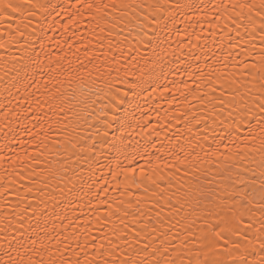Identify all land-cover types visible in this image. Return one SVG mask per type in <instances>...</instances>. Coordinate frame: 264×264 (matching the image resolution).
Masks as SVG:
<instances>
[{
  "label": "bare ground",
  "instance_id": "1",
  "mask_svg": "<svg viewBox=\"0 0 264 264\" xmlns=\"http://www.w3.org/2000/svg\"><path fill=\"white\" fill-rule=\"evenodd\" d=\"M54 2L67 6L66 10L60 15H47L46 19L38 13L31 18L30 24L28 21L21 22L19 18L6 20L0 17V226L5 216L15 220V212L46 199L44 194L56 187L57 181L64 175L62 164L69 169L68 177H73L75 170L82 179H73L75 191L67 196L64 206L57 211L66 212L75 224H83L85 219L91 221L93 234L98 235L95 217L105 216L108 204L115 208L121 201L124 202L121 207L131 203L129 212H135L139 207L152 217L151 223H156V212L160 208L154 202L160 199L161 193L166 200L182 185L216 181L221 171L237 163L236 159L225 157L234 156L238 146L243 148L242 141L248 135L247 126L240 125L237 131V126L227 118V111L217 118L208 97L203 100L200 97L205 93L217 97L221 95L219 85H213L216 91L212 93L206 79L212 68H222L225 57L228 67L224 71L227 72L237 71L242 62L258 63L264 48V41L261 40L264 33L260 32L264 15H257L255 9L250 13L247 7L241 9L233 5L258 4L259 0H181V3H191L194 7L179 9L174 22L171 19L168 21V29L161 33V38L167 42L163 51L158 50V59L152 56L150 50L146 52L151 59L157 60L156 64L145 65L141 61L145 68L142 79L146 83H143V91L134 101V105L139 107L125 106L129 126L123 133L116 125L108 129L107 142L103 146L96 145L87 163L83 160L77 162L75 157L68 159L70 152H78L79 148L65 151L61 123L66 122L65 113L53 114L58 112V107L49 111V103L55 106L61 103L58 98L49 101V97L61 94L70 97L73 92L79 97V77L86 78L93 64L100 63L95 57L103 59L107 52L111 58L112 55L118 56L119 52H109L108 33L100 32L94 22L90 23L91 17L79 9V5L72 7L75 0ZM101 2L110 3L111 0ZM135 2L163 3L170 9L174 6V0ZM205 4L207 8L203 7ZM25 24H28L27 28ZM101 27H105L103 22ZM32 29L43 37L42 41L30 35ZM110 39L115 41L119 38L113 35ZM101 43L104 47L100 46ZM249 51L250 56L244 54ZM141 52L145 54L144 49ZM36 53L40 54L39 59L43 62V72H33L30 67L26 78L23 72L17 77L16 70L28 64V57L35 59ZM90 59L92 63H89ZM50 69L57 70L52 72ZM135 71L139 74V68ZM202 74L205 80L199 78ZM13 84H17L19 92ZM121 87L126 90V86ZM37 100L41 107H37ZM219 107L217 105V112ZM67 109L65 103V111ZM99 118L97 112L96 119ZM90 123H96V120L90 119ZM77 131L79 137L87 138L94 129L82 124ZM57 142H61L59 147ZM113 142L115 148L111 146ZM81 143L91 141L85 139ZM255 143L259 146L258 140ZM243 163L259 174L255 163ZM42 169L45 171L42 172ZM52 173L56 175V180L51 181V187H46L45 177ZM113 173L118 175L114 178ZM133 177L135 183L132 182ZM72 186L66 179L59 184V187H65V193ZM103 200H107L108 204L101 203ZM48 209L51 210V202ZM206 209H211L213 214L209 215ZM169 212L170 209L164 207L161 217L167 220ZM217 212L220 216L215 214ZM238 215L239 209L231 213L227 205L217 207L204 202L196 211L186 207L171 217L172 232L180 233L179 239L173 243L178 244L184 239L185 228L189 225L192 235L188 239L194 241L209 225L215 226L224 221L235 223ZM182 217L186 219L177 224ZM260 218L259 211L252 215L251 223L255 227L248 232V236L254 243ZM111 220L119 224L116 216ZM249 222V214L245 213L241 227L245 228ZM56 223L67 221L57 220ZM197 243H190L189 247L195 250ZM256 246L259 247L258 243ZM12 254L15 256V253Z\"/></svg>",
  "mask_w": 264,
  "mask_h": 264
},
{
  "label": "snow or ice",
  "instance_id": "2",
  "mask_svg": "<svg viewBox=\"0 0 264 264\" xmlns=\"http://www.w3.org/2000/svg\"><path fill=\"white\" fill-rule=\"evenodd\" d=\"M76 5L91 17L89 22H94L100 32L108 33L109 52H119L118 56L112 55L111 58L107 52L103 59L95 57L100 63L93 64L92 69L87 71L86 78L79 77L81 81L79 97L75 92L70 97L64 94L59 97H49V101L57 98L61 101L58 106L49 103V111L58 107V112L53 114L65 113L66 122H61L62 133L65 136L62 142L65 151L79 148L78 152H70L68 159L75 157L77 162L83 160L87 163L89 155L95 152L96 145L103 146L107 142L108 129L116 125L123 133L129 126L125 106L134 105L135 99L143 91V83H146L142 79L145 68L141 61L145 65L156 64L157 60L151 59L146 52L150 50L152 56L158 59V50L163 51V45L167 42L166 39L161 38V33L168 29V21L171 19L174 22L176 11L179 9H191L194 5L174 0V6L170 9L163 3L144 4L136 3L135 0L129 2L121 0L120 3L116 0H111L110 3H103L101 0H75L72 7ZM207 6L203 5L205 8ZM66 7L55 3L54 0H0V17L6 20L19 18L21 22L28 21L30 24L31 18L36 17L38 13L46 19L47 15H60ZM195 7L199 8L200 5ZM233 7L241 9L247 7L250 13L255 9L257 15H264V0H259L258 4H239ZM57 9L60 11L58 12ZM165 13L169 15L166 16ZM69 19L71 20L72 17ZM101 22L105 27H101ZM28 24H25L26 28ZM260 32L264 33V23L260 26ZM30 35L41 41L43 39L36 29H32ZM113 35L119 39L115 41L110 39ZM261 40L264 41V35L261 36ZM40 46L43 48L42 42ZM100 46L104 47L103 43ZM230 46L235 47V45ZM141 49L145 50V54H142ZM244 54L250 56L251 52ZM39 55L36 53L35 59L28 57V64L16 70L17 77L23 72L26 78L30 67L33 72H43V62L39 59ZM89 63H92L91 59ZM227 67V57H225L222 68H212L207 74V86L214 93L216 88L213 85L218 84L222 89L221 95L217 97L205 93L200 99L208 97L213 114L217 118L227 111V118L237 126V131L240 125H246L248 135L242 141L243 148L238 146L234 156L225 157V159H236L237 163L221 171L218 180L182 185L177 193L168 196L166 200L161 193L160 199L154 202V205L160 208V211L156 212V223H151L152 217L141 211L139 207L135 212H129L131 203L127 207H121L124 204L121 201L113 208L112 204L103 200L101 203L108 204L106 215L95 217V225H98L95 231L99 234L94 235L93 228L90 227L91 221L85 219L83 224H75L66 212L62 214L57 211L64 206L67 196L74 193L73 179H82L75 170L73 177H68L69 169L62 164L61 170L64 175L60 181H57L56 187H52L50 192L44 194L46 199H41L36 204H29L15 212V220L5 216L4 223L0 226V264H264V254H262L264 253V48L261 49L258 63L242 62L235 72L224 71ZM233 67L236 65L233 64ZM137 68L139 74L135 71ZM56 70L50 69L52 72ZM149 74L154 75L152 72ZM132 76L136 79H129ZM199 78L205 80L204 74ZM121 85L126 86V90ZM12 86L19 92L17 84ZM65 103L68 105L67 111H65ZM36 104L37 107L42 106L39 100ZM217 105L220 106L218 112ZM134 106L139 107L138 104ZM97 112L100 117L98 120ZM90 119L96 120V123H90ZM82 124L94 129L87 138L78 136L77 130ZM101 129L104 131L101 132ZM85 139L91 143H81ZM257 140L259 146L255 143ZM60 143L57 142V147ZM111 146L116 147L114 142ZM257 157H259L258 161ZM246 161L255 163L259 168V174L248 164L243 163ZM89 168H91L90 164ZM43 171L45 170L42 169ZM117 175L118 173H113L114 178ZM65 179L73 184L68 188L67 193H65L67 184L65 187H59ZM125 179H128L127 175ZM53 180H56L54 173L45 177V186L51 187ZM132 182H136L134 177ZM49 202H51V210L48 209ZM204 202L217 207L227 205L231 213H236L239 209L235 223L224 221L215 226L209 225L194 241L188 239L192 235L189 225L185 228L184 239L174 244L173 241L179 239L180 233L172 232L173 213H179L186 207L196 211ZM137 204L139 205V201ZM164 207L170 209L167 220L161 217ZM206 211L209 215L213 214L211 209ZM256 211H259L261 218L260 226L256 228V243H254L253 239L249 238L248 232L255 227L251 219ZM29 212H31L30 216ZM245 213L249 214L250 222L242 228ZM215 214L220 216L218 212ZM113 216L117 217L119 224L111 220ZM126 217L131 219L126 220ZM183 219L186 217L177 220V224ZM57 220L67 223L57 224ZM196 242L198 243L195 250L189 247L190 243ZM12 253H15V256Z\"/></svg>",
  "mask_w": 264,
  "mask_h": 264
}]
</instances>
